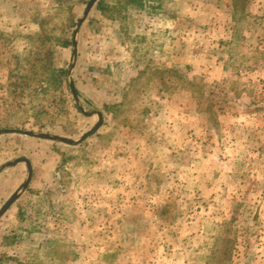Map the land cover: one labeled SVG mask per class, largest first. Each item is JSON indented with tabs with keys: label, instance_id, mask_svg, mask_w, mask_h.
Returning a JSON list of instances; mask_svg holds the SVG:
<instances>
[{
	"label": "rangeland",
	"instance_id": "374dc122",
	"mask_svg": "<svg viewBox=\"0 0 264 264\" xmlns=\"http://www.w3.org/2000/svg\"><path fill=\"white\" fill-rule=\"evenodd\" d=\"M144 1L0 0V211L15 197L0 214V264H264V135H243L242 115L222 131L227 112L264 111L249 71L264 66V0H161L154 15ZM181 15L184 48L171 40ZM162 21L173 32L137 34ZM218 22L230 40L214 39ZM204 53L230 66L223 83L202 72ZM183 94L179 145L169 100ZM97 113L87 138L59 140L78 142ZM228 138L253 150L217 152ZM207 152L235 170L230 217L220 198L201 213L192 164Z\"/></svg>",
	"mask_w": 264,
	"mask_h": 264
},
{
	"label": "crops",
	"instance_id": "0c3cea01",
	"mask_svg": "<svg viewBox=\"0 0 264 264\" xmlns=\"http://www.w3.org/2000/svg\"><path fill=\"white\" fill-rule=\"evenodd\" d=\"M194 2H198L197 0H194ZM202 4V3H201ZM185 5V4H184ZM264 5V4H263ZM203 6V4H202ZM262 6V5H261ZM143 14V13H142ZM199 14L201 16V12L199 11ZM144 17L145 14H143ZM199 16V17H200ZM154 17L152 18H149V19H153ZM176 23H177V26L178 27V31L174 34L173 38L171 39L173 41V44H175L176 42V45H180L184 48V42L186 41V35H185V29H186V15H181V16H177L176 18ZM194 20H196V17H194ZM188 23V22H187ZM173 23L169 22V21H162L160 24H157L159 26V28H151V27H146V31L143 32H139L137 33L139 36H148L152 33H164L166 30L167 31V34L170 32H173V29L170 30V26L172 25ZM215 24V25H214ZM220 22H218L217 24L216 23H213V26H212V31L211 34L214 36V39L216 40H230V37L228 36L229 33L227 32H224L223 34H221L222 32L220 31H217L216 33L213 31L214 30V26H216L218 28V26H220ZM184 26H185V29H184ZM224 27V24L222 25ZM173 27V25H172ZM142 28H145L142 27ZM193 35H197V38H201L202 34L203 36L205 35H209L210 33H192ZM226 34V35H225ZM172 36V35H171ZM209 37V36H208ZM207 37H205L206 39ZM164 41H167V40H162V46L166 45ZM162 46L160 47L162 49ZM193 48V46L191 47ZM179 50H180V47H179ZM192 50V49H191ZM194 54L196 53L195 52V49H193ZM179 53V51H178ZM199 54V51L195 54V56H197ZM180 55V53H179ZM205 56V60L204 62H210V65L206 68V70H202V72H205L206 73V77L209 79V80H212L214 82H219V83H223L222 81L226 80L225 78L227 77V72H230L229 69H230V66L229 65H222L218 62L215 61V63L213 65H211V62L214 61V60H217L218 57L216 55H211V56H208L207 53H204L203 54ZM218 61V60H217ZM193 67V70L195 69L194 66ZM138 70V69H137ZM136 70V71H137ZM197 70V69H195ZM211 70V71H210ZM237 71H242V70H237ZM246 71V70H245ZM250 72H257V75L255 76H258L256 79V82H254V86H259L260 83H264V66H262L261 68H256V69H249ZM246 73V72H245ZM205 76V75H204ZM251 77H254L253 74L250 75ZM248 76V77H250ZM250 77V78H251ZM261 78V79H259ZM169 102H171V106H172V113H171V118L172 120L175 121V124H172L171 125V128L172 130L169 131V135L173 136V137H176L178 139V141L181 143H178L179 145H186L187 143V134L183 131V127L180 128V121L182 122V120L184 122L187 121V118H186V109H185V106H180L181 104L185 103V104H190L191 102L188 101V98L186 96V94H183V95H177L173 98H171L169 100ZM193 115H195V112L192 113ZM242 115L243 118L245 120H247V123L246 124H243L245 131H243V135H246L245 133H248V132H252L253 135H257V137H261L262 135H264V132L262 129H264V111H258V112H249V113H246V112H241L238 113V114H235V113H232V112H227L222 118L226 121V120H230L231 121V125H230V128L231 130H227V129H222L223 132H228L226 133V136L230 137V134L233 136V132H230V131H233L235 130V126L236 124L234 120L237 119L238 116ZM195 117V116H194ZM220 118L219 121H220V125L223 123V119ZM160 129V128H159ZM233 129V130H232ZM257 130V131H255ZM188 136H191V134ZM165 137V140H166V144L167 145H170L169 143V139L167 138V136H164ZM244 137V136H242ZM244 139V138H243ZM240 142V143H239ZM245 142L244 140H237V142L235 141H232L231 139L228 138V142L227 144L225 145L224 148H218L217 149V152H223L225 153L226 151L227 152H232V151H237V149L240 151V152H245V151H252L253 148L250 149H243V148H240L238 147V145L240 146L241 143ZM204 143V139L202 141V144ZM229 143V144H228ZM206 144V143H205ZM238 144V145H237ZM257 146H262L261 143H258ZM222 147V146H220ZM227 147V148H226ZM235 148V149H234ZM178 149H180V146L178 147ZM226 149V150H225ZM234 149V150H233ZM208 151H211L208 147ZM215 151V150H213ZM208 154H203V155H200L198 158H195L192 166L195 167V172L197 171L198 172V180H195L194 179V184L197 185V190H198V193L201 197V204L203 205L201 207V213H203V215H213L214 213H216L215 211L217 210V208H215V205L214 203L210 204V202H213V201H216V200H219L220 199H223V200H228L231 202V207L230 208H226L227 210L224 211L223 213L222 212H219V215L221 214L222 216H226V217H230L231 214H235L233 212V207L232 205H234V201L237 199H235L233 196H230V194L228 193L229 191V188L227 187V184L228 182L229 183H232V177H233V171L235 172V170L233 171H228L229 169V166H230V162L229 161H221V158H219V154H215L212 152V154L210 152H207ZM210 153V154H209ZM42 155V154H41ZM37 157H40L37 155ZM225 157V156H223ZM25 160H28L30 166H33L32 165V161L30 159H26L24 157ZM23 162V161H21ZM25 164V162H23ZM233 163V162H232ZM26 165V164H25ZM239 165V163H238ZM224 183V187L223 188H218L217 184L219 182H222ZM221 186L222 184L219 183ZM119 198H122V197H119ZM234 198V199H233ZM236 202V201H235ZM222 211L225 210V209H221ZM176 255V263L178 264L180 262V260H183L184 262H186V259L181 257L179 254H175ZM194 263H200V262H196V261H193ZM205 263V261H202L201 264Z\"/></svg>",
	"mask_w": 264,
	"mask_h": 264
},
{
	"label": "water",
	"instance_id": "95a60500",
	"mask_svg": "<svg viewBox=\"0 0 264 264\" xmlns=\"http://www.w3.org/2000/svg\"><path fill=\"white\" fill-rule=\"evenodd\" d=\"M88 9L86 10V13L85 15L87 14L88 12ZM73 47L75 49V41H73ZM75 51V50H74ZM75 53V52H74ZM69 87H70V90L72 92V94L74 95L75 94V90H74V87H73V84L70 83L69 84ZM97 117H98V122L96 124V126L90 130L89 132H87L85 135H83V137L78 141V142H69V141H66L64 139H59L61 142L63 143H66V144H75V143H79L81 142L82 140H84L85 138H87L90 134H92L102 123V116L100 113H97ZM2 133L4 132H15V133H20V134H23V135H26V136H29V137H35V138H40L41 136H38L36 134H33V133H30V132H25V131H20V130H3L1 131ZM23 162H25V164L27 165V170H28V176H27V180L25 182V184L27 185V183L29 182V179H30V176H31V166L28 162V160H25V159H22ZM15 199V197H12V199L9 201L8 205L13 202V200ZM8 205H6L1 211H0V214L8 207Z\"/></svg>",
	"mask_w": 264,
	"mask_h": 264
},
{
	"label": "trees",
	"instance_id": "16d2710c",
	"mask_svg": "<svg viewBox=\"0 0 264 264\" xmlns=\"http://www.w3.org/2000/svg\"><path fill=\"white\" fill-rule=\"evenodd\" d=\"M154 4L156 5H153V1L152 0H145L143 3H142V9L143 11L147 14V15H154V10H160L161 7H162V3H161V0H154ZM155 6H157L155 8ZM67 44V43H66Z\"/></svg>",
	"mask_w": 264,
	"mask_h": 264
}]
</instances>
